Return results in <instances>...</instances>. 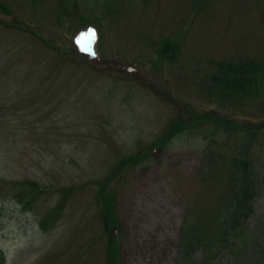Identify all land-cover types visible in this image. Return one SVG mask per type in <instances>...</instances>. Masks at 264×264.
Listing matches in <instances>:
<instances>
[{
	"label": "rangeland",
	"instance_id": "374dc122",
	"mask_svg": "<svg viewBox=\"0 0 264 264\" xmlns=\"http://www.w3.org/2000/svg\"><path fill=\"white\" fill-rule=\"evenodd\" d=\"M0 20L41 37L0 25L6 264H106L105 192L116 198L121 264H175L185 217L209 214L222 188V176L201 182L204 153L237 154L254 132L260 188L244 245L214 262L264 264V79L255 97L225 102L208 77L214 61H264V0H0ZM166 39L180 47L172 61L157 58ZM214 113L244 132L227 135ZM192 116L197 125L168 136ZM21 179L40 194L5 184Z\"/></svg>",
	"mask_w": 264,
	"mask_h": 264
},
{
	"label": "trees",
	"instance_id": "16d2710c",
	"mask_svg": "<svg viewBox=\"0 0 264 264\" xmlns=\"http://www.w3.org/2000/svg\"><path fill=\"white\" fill-rule=\"evenodd\" d=\"M34 2L38 4L39 0H34ZM58 8L59 11L56 13L57 20L64 16L60 3H58ZM2 12L9 18L13 16V13L10 11L2 10ZM0 25L25 32L27 36L32 37L36 35L33 31L34 29L15 20L6 23L0 20ZM36 36L40 37L39 35ZM42 41L46 46L50 47L49 42ZM76 50L79 55L87 56L85 55L86 51ZM179 50L180 47L176 41L166 39L158 47V51L156 52L157 58L163 57V59L172 61L178 55ZM214 66L215 71L208 75V77L211 82L210 87L214 85L216 86L215 89H219L215 90V97L220 101L228 102L229 96L233 95L252 98L259 93L260 90H257L259 83L261 82L262 84L264 79V61L258 62L253 59H241L237 61L218 60L214 61ZM210 89H213V87ZM213 116L211 118L226 123L225 131L229 136L233 135L232 133L236 130L242 132L245 130L241 124L236 126L233 123L229 124L227 122L229 117L226 115L219 117L218 113H214ZM192 117L188 118V121L185 123L182 121L175 122L174 126L169 129L168 136L171 137L173 134L185 129H191L194 127L193 125H197V118ZM263 127L264 122L256 126L259 130ZM254 134H250L251 136L247 138V135H245V139L239 143V155L238 153H217L214 150H208L204 153L206 164H202L199 172L201 182L222 176V188L216 206L209 214H205L201 210V213L197 215L185 217L180 230L175 264H181L182 260L185 261L184 264H217L214 262L215 258L229 253L236 245H244L242 241L244 227L254 211L253 201L260 188L258 173L255 171L254 158H252L253 156L249 152V142H251V139H254ZM149 148L152 150L161 147L158 144ZM213 154L215 155L214 157ZM138 159L139 157L137 156L133 160L137 162ZM123 161L131 165V154L124 157ZM135 164L133 163L132 165L134 166ZM5 184H9V186L14 188L22 186L28 193L40 194V186L33 180L21 179ZM3 186L4 184L0 186V192L5 189ZM15 198L20 202V195L15 194ZM115 201L116 198L112 199L106 192L102 196L101 201L99 200L101 205H106L105 209H103L101 231L99 233L105 243L106 264H121L119 250V231L121 230V226L116 216L117 206L115 205ZM198 253L201 254L200 257H197ZM6 263L5 253L0 249V264Z\"/></svg>",
	"mask_w": 264,
	"mask_h": 264
},
{
	"label": "snow or ice",
	"instance_id": "6c2138e0",
	"mask_svg": "<svg viewBox=\"0 0 264 264\" xmlns=\"http://www.w3.org/2000/svg\"><path fill=\"white\" fill-rule=\"evenodd\" d=\"M88 35H94V33H92V32H91V30H90V32H89V34H88Z\"/></svg>",
	"mask_w": 264,
	"mask_h": 264
}]
</instances>
